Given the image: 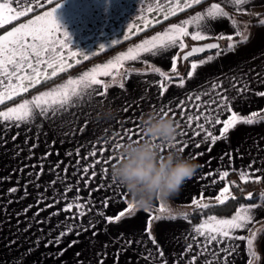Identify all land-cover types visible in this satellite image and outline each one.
I'll use <instances>...</instances> for the list:
<instances>
[{
    "label": "crops",
    "instance_id": "obj_1",
    "mask_svg": "<svg viewBox=\"0 0 264 264\" xmlns=\"http://www.w3.org/2000/svg\"><path fill=\"white\" fill-rule=\"evenodd\" d=\"M212 3H220L231 19L221 17L211 21L208 18L211 31L206 34L211 38L204 41L217 39L220 34L232 35L234 39L230 43L237 45L234 50L229 51L227 46L223 47V40L217 39L220 41L219 50L207 51L184 60L185 71L181 76L171 78V82L163 81L158 73L150 70V66L160 68L170 77L173 74L171 57L178 52L181 56L182 52L172 49L156 57L144 54L138 61H125L124 68L121 69L122 75L116 76L115 80L112 76L99 77L109 86L106 94L96 95L91 104L85 103L79 109L74 108L55 122L37 118L34 122L20 127H9L0 122V264H63L66 263L69 253H73V264H164L165 261L167 264H188L192 255L201 251L197 240L203 241V237H198L193 228L210 215L193 220L182 213H161L162 219L154 220L151 225V237L159 245V249L145 232L149 227L151 211L145 212L143 208L137 207L134 214L126 215L120 222L108 223L105 217H115L125 211L127 203L131 200L126 191L113 182L111 166L115 160L109 164H104L103 161L110 155L117 156L118 149L115 144L129 140V129L137 133L132 136V140L142 135V116L149 112L163 114L160 109L164 107L165 110L172 108L176 112L177 122L181 125L174 148L177 150L187 145L181 154L191 159L195 157L193 160L200 165L195 175L183 185L178 196L166 205L171 211L191 209L194 207L192 199H199L201 195L204 197L202 203L215 200L214 197L218 195L220 188L229 183L226 178L225 181L213 184L212 181L218 180L219 177L207 175L210 172L242 170L247 169L250 164L255 168H264V119L257 118L251 125L238 124L229 130L224 139L212 144L210 139L204 140L203 132L200 136H193L192 129L186 127V120L181 116V108L178 107L183 101L186 114H194L196 109L189 106L188 97L209 91L212 84L216 83L223 85L226 90L224 95L229 98L233 111L242 116L257 112L260 117H264V96L256 94L264 92V24L260 23L264 21V16L257 21L248 19V16L264 13V0H249L241 6L248 9L250 14L236 12L235 6L230 4L229 0H202L200 5L186 9L138 34H131L128 29L134 24L142 26L141 16L152 19L158 15L146 11L149 5H155V0H62L61 6L56 9L57 22L69 33L70 47L88 55L89 59L81 58L79 64L72 61L73 67L62 77L0 105V110H6L7 107L21 103L24 98L31 99L42 91L65 84L69 79H77L93 67L115 59L144 39L164 31L170 24L180 23L198 12H206ZM46 10L47 8L38 10L36 14H42ZM29 18H32L31 14L6 25L0 29V35L21 22H27ZM159 18L162 19V14H159ZM232 20L237 22V27L244 37H247L245 43H241V37L235 35L236 28L231 26ZM192 30L190 26L189 31ZM125 36L130 38L125 39ZM197 42L203 41L185 38L188 46ZM101 46L104 47L103 50ZM114 46L117 47L105 52ZM218 51L220 55H217ZM209 56L212 57L211 61L200 63ZM180 59L177 60V69H180ZM194 62L199 67L189 78L187 73L192 71L191 64ZM180 78L185 81L183 87L178 86ZM162 82L165 83L167 91L161 96ZM245 83L249 90L239 92ZM121 84L123 87H120ZM95 88L98 92L104 91L103 86L98 85ZM217 91L221 89L218 88ZM203 99L207 100L208 96ZM108 109L114 114L109 115ZM171 115L169 112V117ZM229 115L230 113L225 111L220 119H227ZM65 120L68 123H64ZM205 127L219 136L223 124ZM181 132L185 134L180 135ZM197 143L200 144L199 147H196ZM93 145L97 149V157L90 155ZM209 147L211 151L208 150ZM101 148L107 149L103 155L100 154ZM198 153L203 155H197ZM96 158L101 160V164L95 169L97 176L86 184L85 181L89 179L93 169L90 168L87 175L82 173V169ZM58 163L57 169L55 166ZM41 166L43 173L37 178ZM65 167L67 179L61 182ZM103 168H107L108 172L103 173ZM234 172L238 177V172ZM54 179L57 183L53 187L50 181ZM65 184L72 186V191L67 193L68 200H62L54 208H48L41 211L39 216H35L37 201L42 197L54 195L59 198ZM98 186L100 190L94 191ZM11 188H17V191L11 193ZM90 194L93 203L87 207L93 211L82 220L73 222L65 219L76 212L75 208L71 213L61 211L59 216H52L50 221L48 220L50 213L62 209L77 195L82 198L79 202L84 203ZM106 198L107 207H104ZM45 202L52 201L49 199ZM259 203L262 206L253 210L254 219L259 222L249 225V228L256 233L253 248L260 256L257 264H264V202ZM29 206L32 207L29 209ZM152 206L158 208L159 202L155 201ZM241 206L247 207L249 203L237 206L228 214L212 215L218 219H230ZM39 207L44 208V203H40ZM25 209L29 210L25 213ZM99 211H102L104 216L98 215ZM173 216L176 219L173 220ZM40 220L45 222L38 223ZM89 220L95 225L94 228L88 231L81 229L78 236L75 231L70 232L58 244L50 243L65 230L64 225L80 223L87 226ZM93 232L96 234L93 235ZM249 234L247 230H236L233 233L245 236ZM73 241L76 243L73 244ZM229 243L236 246V249L227 257V264H248L246 240L225 241L219 245L214 244L212 249H223ZM188 244H192V252L185 251ZM149 251L155 259L145 258ZM159 251L164 252V260L159 258ZM224 256L223 251H219L217 257H213L212 252L208 251L199 255L195 264H205L206 260L212 261V264H224Z\"/></svg>",
    "mask_w": 264,
    "mask_h": 264
},
{
    "label": "snow or ice",
    "instance_id": "obj_2",
    "mask_svg": "<svg viewBox=\"0 0 264 264\" xmlns=\"http://www.w3.org/2000/svg\"><path fill=\"white\" fill-rule=\"evenodd\" d=\"M230 4L235 6V11L242 14H250L248 9L241 7L249 2V0H229ZM202 0H155V5H149L146 9L147 12H155L158 15L154 16L152 19H148L145 16H141L140 19L143 21L142 26L132 25L128 31L131 34H138L141 31H146L149 27H154L156 24H161L164 21L169 20L170 17L176 16L178 13L184 12L186 9H191L195 5H200ZM62 4V0H0V29L5 28L6 25H11L13 22L20 21L22 18L29 17L30 14L32 18L27 19V22H21L18 26H13L11 30L5 31L3 35H0V105H4L6 101L14 100L18 96H22L24 93H28L31 89L36 88L38 85L46 83L48 80L57 77L59 73L66 72L68 69L73 67L72 61L75 64L83 60H88L89 56L83 53L74 51L70 47V36L67 31L61 28L56 19V9ZM42 14H36L38 10L45 9ZM159 14H162V19L159 18ZM229 17V13L224 10V7L220 3H212L211 6L206 10V12H198L188 19L182 20L180 23L170 24L164 31L158 32L152 35L148 39H144L141 43L131 47L127 52H123L116 56L115 59L109 60L103 65H97L93 67L90 71L84 72L82 76L77 79H69L65 84H61L58 87H54L49 91H42L38 95H34L31 99L24 98L21 103L16 106L7 107L6 110H0V122L5 123L9 127H20L21 125H26L34 122L37 118L41 120H52L55 122L56 119L65 117L72 109H79L85 103L91 104L96 95H105L108 89V85L104 83L99 77L112 76L115 80L116 76L122 75L121 69L124 68L125 61H138L141 59L142 55L147 54L152 57L158 55L162 56L172 49H179L180 52H184V49L189 46L185 43V38L190 37L192 41H204L210 39V35L206 34L211 31L207 19L210 18L211 21H216L217 18ZM264 24V21H260ZM190 26L193 28L189 31ZM231 26L236 28L235 35L241 37V43L247 41V37H244L243 33L237 27V22L235 20L231 21ZM247 26V25H245ZM130 38L125 36V39ZM217 39L233 41L232 35L220 34ZM118 43V42H117ZM236 44L229 43L227 49L229 51L236 48ZM101 46V50H103ZM208 49H220L218 43H209L203 47H191L190 51L184 53L182 59L187 61L189 57H193L197 53H203ZM221 53L218 51L217 55ZM180 58V53H176L171 57L173 73H177V60ZM212 60L209 56L207 60H201V64L208 63ZM147 63V61H144ZM199 65L197 63L191 64L192 71L188 72L189 78L193 76ZM150 70L154 73H158L165 82H171V77L167 73L161 71L160 68L150 66ZM139 71V70H136ZM179 76V73H177ZM184 79H179L180 87L184 86ZM103 86L104 91L98 92L95 86ZM235 87V85H232ZM123 87V84L120 85ZM221 91H217V89ZM160 95L162 96L164 92L167 91L165 83L160 84ZM248 85L245 83L243 88L239 89V92H247ZM226 90L223 89L222 84L213 83L211 89L206 92L199 93L193 96H189L188 100L190 102V107L196 109L194 114H186L187 110L184 108V102L182 101L178 107L181 108V116L186 120V127L192 129L193 136H200L201 133H205L204 140H211L212 144H215L217 140L224 139L229 130L236 127L238 124L251 125L256 122L260 114L253 112L248 116H242L237 112L232 110L231 102L229 98L224 95ZM215 93V95H213ZM257 95L264 96V92H258ZM208 96L207 100L203 97ZM160 111L169 116V112L172 113L171 118L176 122L177 128H180V123L177 122L176 112L172 108L167 110L161 107ZM229 112L230 115L227 119L221 120L220 116L225 112ZM203 121V122H201ZM68 123V121H64ZM195 123V128L193 124ZM223 124V127L219 130V136L213 134L212 131L206 129L205 125L215 126ZM181 132L180 135H184ZM133 135L137 133L131 129L128 130L127 139H132ZM140 136H138V140ZM122 139L124 137H121ZM107 143V141H105ZM121 143L115 144V148L118 149ZM200 144L197 143L196 147ZM172 147H176L174 144ZM187 145L179 147L177 151L182 153ZM211 151V147L208 149ZM107 151L105 148L100 149V154L103 155ZM49 154H46V156ZM79 155V150L77 151ZM92 157H97V149L93 145V149L90 152ZM197 155H203V153H198ZM45 156V158H46ZM116 156H108L104 159V164L111 163L115 160ZM193 159L195 157H192ZM87 159V157H85ZM101 164V160L96 158L89 165H86L82 169V173L87 175L89 169H93L91 176L85 183L91 182V180L97 176L96 166ZM59 168V163L55 166ZM238 172L239 180L245 185L248 183L260 184L264 182V168H255L252 164L247 166V169L235 170ZM103 173H107L108 169L103 168ZM43 173V168L41 166V172L37 173V178ZM64 177L61 182L67 179V167L64 169ZM207 175L218 176V180H213L212 183H219L225 181L229 177L230 172L228 170L220 172H210ZM57 183L54 179L50 181V185L53 187ZM231 187L240 189V185L235 181L230 182V184H225L219 190L218 195L214 197L215 201L219 205H224L226 201L230 198L235 200L236 197L233 196ZM55 190V189H54ZM77 192H79V187H77ZM100 190L99 186L94 191ZM11 193H15L17 188L9 189ZM47 192V189H45ZM72 191V186L70 184H65L63 193H60L59 198L55 195L53 197H42L41 200L37 201V212L35 216H39L41 211H45L48 208H54L57 204L61 203L62 200H68L67 193ZM127 194H125L126 197ZM51 200V203H46V200ZM82 198L78 195L64 205L62 209H57L55 212L50 213L48 220L50 221L52 216H59L61 211L65 213H71L75 208L71 216H66V220H72L73 222L77 220H82V218L89 212H92V208H88V204H92L91 194L89 198L84 202L79 201ZM204 200L203 195L199 199L193 198L192 205L197 209H207L209 208L208 203H202ZM259 200L264 201V192L259 194ZM158 211L160 213L170 212L171 210L162 201H159ZM249 206H241L230 219H218L215 215H210L202 223L194 226L193 231L198 237H203V241L197 240V245L201 249L200 252L192 255L188 264H195L199 255H203L208 251L212 252L213 257L219 255V251L225 252L224 264H227V257L232 255L235 251L236 246L232 244H227L225 248L220 250L212 249V246L219 245L225 241H245L247 242V254L249 256L248 264H257L260 260V256L253 248V242L256 239V233L249 228V225L258 223V220L254 219L253 210L261 207L262 205L257 202L256 198L253 197L252 193L248 194ZM44 203V208H40L39 204ZM103 206L107 207V198L103 202ZM32 206H29V209ZM25 209V213L29 210ZM137 206L130 202L127 203V208L125 211H121L115 217H105L108 223L120 222L126 215H132L136 211ZM145 212H150L151 208H143ZM100 216H104L102 211L97 213ZM162 217L160 215L149 216L148 224L149 227L145 229L149 238L151 237V224L152 221H160ZM172 219H176L175 216ZM38 223H44V220L37 221ZM59 226V225H58ZM95 225L91 220H89L87 226H83L80 223H73L64 225L65 230L61 231L59 235L50 243L58 244L62 238L68 235L70 232L75 231L78 236L81 234V229L83 231H88L94 228ZM236 230H247L250 234L245 235H233ZM96 233L93 232V235ZM196 239V237H194ZM73 244L76 241L72 242ZM131 243V241H129ZM152 243L159 249V245L156 241L152 239ZM187 252H192V244H188L185 249ZM62 254V253H61ZM79 255V254H78ZM164 252L159 251V258L164 260ZM146 259H155L151 251L148 252ZM167 264V261L164 262ZM205 264H212V261L206 260Z\"/></svg>",
    "mask_w": 264,
    "mask_h": 264
},
{
    "label": "clouds",
    "instance_id": "obj_3",
    "mask_svg": "<svg viewBox=\"0 0 264 264\" xmlns=\"http://www.w3.org/2000/svg\"><path fill=\"white\" fill-rule=\"evenodd\" d=\"M109 115L113 111L108 109ZM142 135L120 144L111 166L113 182L123 188L137 207H151L157 200L166 205L200 167L172 147L178 136L176 122L161 113H146L140 119Z\"/></svg>",
    "mask_w": 264,
    "mask_h": 264
},
{
    "label": "trees",
    "instance_id": "obj_4",
    "mask_svg": "<svg viewBox=\"0 0 264 264\" xmlns=\"http://www.w3.org/2000/svg\"><path fill=\"white\" fill-rule=\"evenodd\" d=\"M262 16H264V13L254 14V15L248 16V19L251 21H257V20L261 19ZM230 42L231 41H228L226 39L223 40L222 41L223 47H226ZM117 46H119V45H117ZM117 46H114L105 52H108V51L116 48ZM180 63H181L180 69H177V73H179V76H181L182 73L185 71L184 61L182 60V62H180ZM66 72L59 73L57 75V77L48 80L46 83H44L42 85H38L36 88H33L30 91L36 90V89H38L44 85L49 84L50 82H52V81L62 77L63 75H65ZM177 73L171 74L170 77L171 78L179 77V76H177ZM229 172H230V175H229V177H227L228 183L230 184V182L235 181L237 184L240 185V189H237L235 187H231L232 194H233V196L236 197L235 200H232L230 198L228 201L225 202L224 205H219L215 200L208 201L206 203L209 204V208L197 209L194 206L191 209L187 210V212L184 213L183 216L188 217V218L193 219V220H198L204 216H208V215H212V214H215V215L228 214V213L232 212L237 206H239L241 204H245V203H250L248 201V194L249 193L253 194V197L256 198L257 202H264L262 200H259V194L261 192H264V185H262V183L254 184V183L250 182L247 185H245L242 181L239 180V178L237 177V175L234 171H229Z\"/></svg>",
    "mask_w": 264,
    "mask_h": 264
},
{
    "label": "rangeland",
    "instance_id": "obj_5",
    "mask_svg": "<svg viewBox=\"0 0 264 264\" xmlns=\"http://www.w3.org/2000/svg\"><path fill=\"white\" fill-rule=\"evenodd\" d=\"M151 208V213H152V215H153V217L154 216H156V215H161V213L158 211V208H155V207H153V206H151L150 207ZM172 213H168V212H165V213H167V214H170V215H172V214H178V213H182L183 215H184V213H186L187 212V209H185L184 211H180V210H178V209H176V210H172L171 211ZM151 215V216H152ZM166 215V214H165ZM164 215V216H165ZM163 217V216H162ZM152 225V224H151ZM152 228V227H151ZM66 260V259H65ZM63 264H73V253H69V256H68V258H67V260H66V263H63Z\"/></svg>",
    "mask_w": 264,
    "mask_h": 264
},
{
    "label": "water",
    "instance_id": "obj_6",
    "mask_svg": "<svg viewBox=\"0 0 264 264\" xmlns=\"http://www.w3.org/2000/svg\"><path fill=\"white\" fill-rule=\"evenodd\" d=\"M209 43H218V44L220 45V41L217 40V39H212V40H208V41H203V42L193 43V44H191V45L189 46L188 49H186L184 52L181 53V56H180L181 60H183L182 57H183L184 53H186L187 51H190V50H191V47H194V46H196V47H203V46H205V45H207V44H209ZM211 50H215V49H208V50H206L205 52H207V51H211ZM205 52H203V53H205ZM200 54H202V53H197V54H195L194 56H196V55H200ZM183 61H184V60H183Z\"/></svg>",
    "mask_w": 264,
    "mask_h": 264
}]
</instances>
